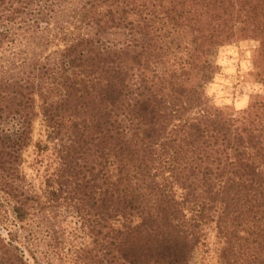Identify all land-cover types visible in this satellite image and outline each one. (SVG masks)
I'll return each mask as SVG.
<instances>
[{
	"label": "trees",
	"instance_id": "1",
	"mask_svg": "<svg viewBox=\"0 0 264 264\" xmlns=\"http://www.w3.org/2000/svg\"><path fill=\"white\" fill-rule=\"evenodd\" d=\"M240 30L264 85V0H0V264H264V95L204 93Z\"/></svg>",
	"mask_w": 264,
	"mask_h": 264
},
{
	"label": "rangeland",
	"instance_id": "2",
	"mask_svg": "<svg viewBox=\"0 0 264 264\" xmlns=\"http://www.w3.org/2000/svg\"><path fill=\"white\" fill-rule=\"evenodd\" d=\"M206 59L213 69L207 75L204 93L213 106L227 112L241 110L264 95V85L257 77L260 68L258 44L247 31H237L231 42L212 47ZM43 140L44 127L37 119L33 126L32 144L23 152L21 165L22 172L36 190H39L42 181L36 173L42 171L40 161L46 163V153L40 155L35 144ZM207 242L206 249L201 247L196 251L192 264H216L212 235Z\"/></svg>",
	"mask_w": 264,
	"mask_h": 264
}]
</instances>
